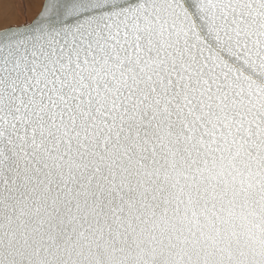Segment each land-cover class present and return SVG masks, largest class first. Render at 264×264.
Listing matches in <instances>:
<instances>
[{"label":"snow or ice","instance_id":"snow-or-ice-1","mask_svg":"<svg viewBox=\"0 0 264 264\" xmlns=\"http://www.w3.org/2000/svg\"><path fill=\"white\" fill-rule=\"evenodd\" d=\"M0 264H264V0L5 19Z\"/></svg>","mask_w":264,"mask_h":264},{"label":"rangeland","instance_id":"rangeland-1","mask_svg":"<svg viewBox=\"0 0 264 264\" xmlns=\"http://www.w3.org/2000/svg\"><path fill=\"white\" fill-rule=\"evenodd\" d=\"M34 0H0V26L5 19L9 23L20 21L33 11Z\"/></svg>","mask_w":264,"mask_h":264}]
</instances>
